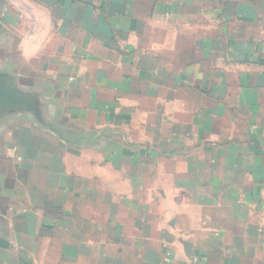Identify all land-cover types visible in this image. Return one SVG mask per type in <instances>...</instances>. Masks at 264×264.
<instances>
[{
  "label": "crops",
  "instance_id": "1",
  "mask_svg": "<svg viewBox=\"0 0 264 264\" xmlns=\"http://www.w3.org/2000/svg\"><path fill=\"white\" fill-rule=\"evenodd\" d=\"M0 21L24 37L0 70L81 139L0 127V264H264V0H0Z\"/></svg>",
  "mask_w": 264,
  "mask_h": 264
},
{
  "label": "water",
  "instance_id": "2",
  "mask_svg": "<svg viewBox=\"0 0 264 264\" xmlns=\"http://www.w3.org/2000/svg\"><path fill=\"white\" fill-rule=\"evenodd\" d=\"M6 33L7 29L0 21V39ZM17 117L29 119L36 127L64 144L74 146L81 141L80 138L68 136L57 122L45 87L28 82L9 67L0 70V127Z\"/></svg>",
  "mask_w": 264,
  "mask_h": 264
},
{
  "label": "rangeland",
  "instance_id": "3",
  "mask_svg": "<svg viewBox=\"0 0 264 264\" xmlns=\"http://www.w3.org/2000/svg\"><path fill=\"white\" fill-rule=\"evenodd\" d=\"M9 23L10 27H12V21L7 22ZM26 24H24L23 26H25ZM24 28V27H23ZM22 29V28H21ZM12 31L13 29L11 28V34L10 36H7V39L5 41V43L0 46V67L2 66H10L12 68V63L10 61H12L13 59H19V53H18V46L17 45L19 43V40L21 37L18 33V31H13L15 36L14 38L12 37ZM21 31V30H20ZM14 39V40H13ZM9 61L8 63L5 64V61ZM22 62V60H19ZM22 64L26 65L25 63L22 62Z\"/></svg>",
  "mask_w": 264,
  "mask_h": 264
}]
</instances>
